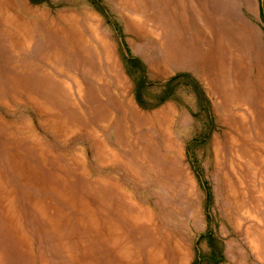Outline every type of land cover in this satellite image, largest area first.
<instances>
[{"label": "rangeland", "instance_id": "374dc122", "mask_svg": "<svg viewBox=\"0 0 264 264\" xmlns=\"http://www.w3.org/2000/svg\"><path fill=\"white\" fill-rule=\"evenodd\" d=\"M247 1L0 0V264H264Z\"/></svg>", "mask_w": 264, "mask_h": 264}, {"label": "bare ground", "instance_id": "6f19581e", "mask_svg": "<svg viewBox=\"0 0 264 264\" xmlns=\"http://www.w3.org/2000/svg\"><path fill=\"white\" fill-rule=\"evenodd\" d=\"M156 16H157V14H156ZM159 16V15H158ZM161 18V17H160ZM160 21V20H159ZM173 27V26H172ZM174 28V27H173ZM170 29V28H169ZM162 32V31H161ZM170 32V31H169ZM172 33V32H171ZM170 33V34H171ZM169 34V35H170ZM171 36H172V34H171ZM174 39V38H173ZM168 42V41H167ZM174 42H176V41H174ZM173 42V43H174ZM163 44V43H162ZM173 45V44H172ZM172 45H170V46H172ZM163 46V45H162ZM179 46H180V43H179ZM166 47H169V46H166ZM175 47V46H174ZM177 47V46H176ZM179 48V53H178V56H179V63L180 62H182L183 64H190V62H188L187 61V57L185 56V54L184 55H181L182 54V52L184 51V49H185V47L184 46H180V47H178ZM175 49V48H174ZM176 50V49H175ZM165 51V50H164ZM172 53V52H171ZM176 53V52H175ZM188 53V52H187ZM171 55V54H170ZM187 55V54H186ZM177 56V57H178ZM170 60H171V58H170ZM181 60V61H180ZM185 60L187 61V62H185ZM185 62V63H184ZM218 67V66H217ZM222 71V70H221ZM222 72H224V71H222ZM218 78H219V75H218ZM226 78H227V76H226ZM263 80V79H262ZM220 82V81H219ZM221 84V83H220ZM221 89V88H220ZM222 90V89H221ZM223 91V90H222ZM227 92V91H226ZM229 92V91H228ZM248 94V93H247ZM232 95V94H231ZM248 97H249V95H248ZM227 98V97H226ZM232 100V99H231ZM241 101V100H240ZM244 102V101H243ZM237 103H238V101H237ZM247 103H248V100H247ZM242 104V103H241Z\"/></svg>", "mask_w": 264, "mask_h": 264}, {"label": "crops", "instance_id": "0c3cea01", "mask_svg": "<svg viewBox=\"0 0 264 264\" xmlns=\"http://www.w3.org/2000/svg\"><path fill=\"white\" fill-rule=\"evenodd\" d=\"M192 1H193V0H192ZM248 1H249V0H248ZM248 1H247V3H248ZM248 5H250V4H248ZM247 7H248V6H247ZM249 7H250V6H249ZM146 18L151 19V17L149 16L148 13L146 14ZM156 19H159V20H160L161 18L158 16V17H155V18H154L155 21H156ZM148 21H151V20H148ZM153 22H154V21H153ZM197 22L199 23V26L203 28V22H202V20H198ZM189 24H193V25L195 26V23H189ZM158 25H159V24H158ZM160 34H161V32H160V30H159V31H158V34H157V35H158V38H156L157 41H158V39H159ZM157 35H155V36H157ZM212 82H213V81H212Z\"/></svg>", "mask_w": 264, "mask_h": 264}]
</instances>
